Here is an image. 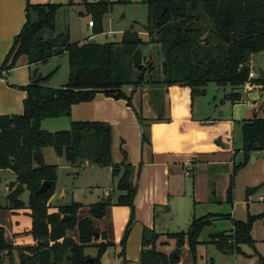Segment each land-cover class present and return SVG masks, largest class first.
Segmentation results:
<instances>
[{"label":"trees","instance_id":"1","mask_svg":"<svg viewBox=\"0 0 264 264\" xmlns=\"http://www.w3.org/2000/svg\"><path fill=\"white\" fill-rule=\"evenodd\" d=\"M113 4L105 1L104 4L88 3L86 6L87 12L93 14L91 30L94 35L103 33V18ZM65 6L52 2L39 6L27 2L26 23L13 39L10 52L0 68V72L14 69L21 58H26L28 64H38L67 54L68 83L65 87L45 86L47 77L33 75L30 83L19 87L27 96L23 114L0 117V170L11 171L16 177L15 183L9 187L7 207L2 209H30L32 226L29 235L34 241L30 247H13L6 241V231L0 226V262L4 258L11 260L15 251L19 264H88L91 257L84 251L94 247L97 256L92 258L93 264H101L103 254L112 243L108 242L105 232L96 229L94 220H102L110 207L115 206L127 207L130 211L119 243L121 262L127 264L124 251L134 223L133 202L138 191L140 166L134 167L128 162L121 141L118 148L114 146L116 137L113 127L108 124L75 122L68 130L49 132L40 127L41 123L69 118L75 104L91 102L96 93L125 100L132 108V98L144 81L138 74L144 76L155 68L153 63L144 60L142 54V49L149 45L157 46L162 53V79L158 83L166 90L188 88L192 104L196 97L204 95L208 83H214L218 88H230L226 98L231 104L240 101V89L248 80L251 58L264 52V0H146L148 14L144 29L149 42L142 41L130 30L123 33L119 43L103 45L89 43L90 40L83 44H69L68 35L57 31L58 14ZM63 38L66 42L60 47ZM202 55L205 63L200 65ZM250 83L264 87V78L259 74ZM124 87L132 88L130 95L124 93ZM136 116L143 128L142 145L149 146L151 125H143L140 111H136ZM237 123L242 139L238 152L243 156V162L233 168L226 190L228 203L232 201L233 179L238 170L254 153L264 150V118L255 115ZM46 147H51L58 158L75 168L86 164L110 168L114 187L106 200L89 206L88 217L78 218V212L83 208L79 203L61 206L56 213L49 212V201L55 193L57 167L45 164L40 168L34 160V155ZM45 181L51 183L50 188L45 194L35 196ZM256 190L246 189V199ZM24 192L29 194L27 207L21 201ZM62 217H68V220L61 221ZM215 219L216 216L207 214L201 219H193L186 232L165 235L176 241L173 251L176 256L158 250L160 235L144 228L139 264H177L179 251L184 246L195 264L200 235ZM246 219L234 221L230 233L209 235L210 243L228 255L239 254L242 245L254 247L256 241L250 233L258 216ZM69 232L76 233V240L68 236ZM94 232L99 234L98 239ZM99 239L101 242L94 244ZM260 259L264 264L262 257Z\"/></svg>","mask_w":264,"mask_h":264},{"label":"rangeland","instance_id":"2","mask_svg":"<svg viewBox=\"0 0 264 264\" xmlns=\"http://www.w3.org/2000/svg\"><path fill=\"white\" fill-rule=\"evenodd\" d=\"M101 1L64 0L66 6L58 14L57 31L68 35L69 44H83L88 40H93L99 45L108 42L119 43L123 33L130 30L138 34L142 41L149 42L148 34L144 29L148 14L146 0H125L126 2L124 3H119L120 0H105L114 4L103 18L101 25L103 33L94 35L91 28H88V22L93 20V14L87 12L86 6L88 3L98 4ZM104 2L101 4H104ZM142 54L144 60L148 63H153L155 68L153 72L145 73L143 76L144 81H142L137 94H135V97L143 96L144 94L140 98L141 105H138L135 97L132 98V103L133 107L141 112L143 125H148L154 121L147 118L151 109L153 112L156 110L157 112L154 113L162 117V120H165L169 114V108L165 96L167 93L165 92L166 88L158 83L162 79V53L160 49H157V46L152 47L149 45L142 49ZM57 58L59 66L56 77L61 76L65 68V63H62L60 55ZM252 59L254 63L257 62V65L264 70V52L253 56ZM250 66L252 70L255 69L253 64ZM131 90V87L123 88L124 93L127 95H130ZM240 90L243 95L250 93L245 94L242 88ZM205 91L206 94L204 96L194 99V116L196 119L205 118L204 120L213 122L212 120H218L219 114L223 111L219 106L220 100H223L231 91L229 87L218 88L214 83H208ZM147 102H149L151 109L146 107ZM214 103H216L218 108L217 112H215ZM248 105L250 106V103ZM251 109L252 106H250ZM257 109V117L264 118V101L257 102ZM241 121L239 119V122ZM221 139L222 142L226 140L224 135H221ZM229 140H231L230 149H234L237 153L242 145L240 125L238 123L233 132L231 131ZM43 153H45V164L57 167V180L54 191L56 188V191L61 192L59 195L56 194L55 198L52 199L51 207L57 205V208H59L72 203H79L83 208L78 212V218L82 219L89 216V206L106 200L111 187H114V180L112 175L108 174L109 168L107 167L92 165V168H83V165L82 167L75 168L68 165L63 158L62 162L64 165H60L55 159L56 156L51 147L44 148ZM228 156L231 157L230 152L213 158L212 160L215 163L209 164V162H205V164L198 165L197 167L193 164V166H190L189 175L184 177L180 183L176 180L174 174L173 178H170L169 206L159 209L155 216L156 230L154 233L160 235V240L164 242V244L157 243L158 250L164 252L174 250L176 241L168 239L165 235L186 232L193 219H201L210 214L216 216V219L200 235V244L196 248L195 264H263L260 257L264 260V154L259 152L254 153L251 159L238 170L237 175L233 179L234 191L231 203L227 202L226 190L233 175V168L243 162V156L237 154V157L234 158L233 156L232 161L227 160ZM190 175L192 177H189ZM13 183H15V180L11 176V173L0 170V226L5 228L7 240L11 239L9 232L13 225L12 220H10L9 211L2 208L7 207V197L9 195L7 189ZM80 187L86 188L88 194L85 195L80 190ZM254 188H257V190L254 194L248 196L251 199L247 202L249 204H247L245 201L248 198L246 199L245 191L246 189ZM176 192L180 193L177 195ZM114 195H118L116 190ZM259 197H263V200L259 201ZM21 201L27 207L29 201V194L27 192H24L21 196ZM172 208L173 210L171 211ZM167 210H170V212ZM248 216H258L250 233L253 240L256 241L254 247L242 245L240 246L241 252L239 254L228 255L222 254L216 249L215 245L210 243L211 239L209 235L223 232L230 233L233 229L234 221H246ZM108 219L109 216L106 215L102 220H94L96 229L101 232L107 227V231H109L110 225ZM68 236L76 240L75 232H69ZM99 241L100 239L94 241V244H98ZM84 253L91 258L97 256V250L94 247L86 248ZM179 253L181 257L177 264H192V257L188 254L186 248H181ZM11 258V260L4 258L0 264H11V262L12 264H19L17 256L12 255Z\"/></svg>","mask_w":264,"mask_h":264},{"label":"crops","instance_id":"3","mask_svg":"<svg viewBox=\"0 0 264 264\" xmlns=\"http://www.w3.org/2000/svg\"><path fill=\"white\" fill-rule=\"evenodd\" d=\"M27 2L39 6L50 2L66 5L64 0H0V68L10 52L13 39L20 34L26 23ZM60 57L62 63H65V71L63 70V74L58 77H56L59 66L57 57L38 64H28L26 58H21L16 68L0 72V117L21 116L23 114V103L27 96L19 87H24L30 83L33 75H39L41 78L47 77L45 86L54 89L65 87L68 83L67 54L63 53ZM252 64L255 67L253 71L258 72L261 69L264 73V70L251 58ZM165 92H167L165 96L169 108V114L165 119L167 121L162 120V117L154 113L157 111L153 112L149 102H147L146 107L151 109L147 118L154 120L150 123L151 126L148 130L149 146L142 145L143 128L138 122L136 116L138 110L133 107V103L132 109L125 100H116L102 93H96L94 99L89 103L75 104L70 110L69 118L44 120L40 126L49 132H57L68 130L69 125L75 122L108 124L113 127L116 137L114 146L118 148L119 141H121L122 150L125 151L128 162L134 167L140 166L138 191L133 202L135 207L134 223L129 230L124 251L127 264H139L142 230L146 228L155 232L156 212L169 206L170 178H173V174L180 183L184 177L189 175L190 166L193 164L196 167L205 164V162L211 164L214 162L213 158L229 152L231 157L228 156L227 160L232 161L233 156L235 158L237 154H241L229 147L231 131L233 132L239 119L243 121L245 117V120H250L253 116H257V102H263V90L259 86H254L248 95L242 94L241 100L234 104H231L225 96L223 100H220L219 105L223 109L222 113L219 114L218 120L211 122L204 120L205 118H195L194 100L191 104L188 88H171ZM143 96H134L138 105H141L140 98ZM248 103L252 106L253 111L250 110ZM214 107L215 112H217L216 103H214ZM156 118L161 119L155 120ZM221 135L226 138L224 142H222ZM218 142H222L227 147L219 146ZM41 153L44 160L45 153L43 151ZM55 159L60 165H64L61 157L56 156ZM83 168H92V166L86 164ZM5 171L11 173V176L16 180L13 172ZM110 172L109 168L108 174ZM80 190L85 195L88 194L86 188L82 187ZM54 192L55 194L49 201L50 213H56L58 210L57 205L51 207V201L56 194L59 195L61 192L56 191V188ZM62 192L65 194L64 191ZM179 193L176 192L177 195ZM30 212V209L26 208L9 211L13 227L9 232L11 239H6V241L13 247H30L34 244L31 235H29L32 226ZM129 213L127 207L112 206L108 210L110 230L107 231V227H105L104 231L101 232L106 233L108 242H111L112 245L103 254L101 264H122L119 243L128 223ZM160 243L164 244L159 239L158 244ZM184 248L187 251V247L184 246ZM173 251L162 252L171 255ZM13 256H17L15 251Z\"/></svg>","mask_w":264,"mask_h":264},{"label":"water","instance_id":"4","mask_svg":"<svg viewBox=\"0 0 264 264\" xmlns=\"http://www.w3.org/2000/svg\"><path fill=\"white\" fill-rule=\"evenodd\" d=\"M104 1H105V0H102V1L99 2L98 4H101V3H103ZM165 13H166V12H165V9H163V15H165ZM65 42H66V38H63V39L61 40L60 44H59L60 47H63V46L65 45ZM89 43H94V41H93V40H90ZM204 63H205V59H204V55H202V56L200 57L199 64L202 65V64H204ZM258 74H260V77H261V78H264V73H263V71H262L261 69L258 70ZM139 77H140V79H142V80L144 79L142 73H140ZM218 145L221 146V147H223V148H226V147H227V145L223 144L222 142H218ZM34 160H35V162L38 164V166H39L40 168H43V167H44V165H45V160H43V156H42V153H41V152L36 153V154L34 155ZM50 185H51L50 182H47V181L43 182V183L41 184V186L38 188V190L35 192V196H39V195L45 194L46 191L50 188ZM64 220H68V217H62V220H61V221H64ZM93 235H95V238H96V239L99 238V234H98V233L94 232ZM174 256H176V255L174 254ZM87 263H88V264H93V259H92V258L88 259V260H87Z\"/></svg>","mask_w":264,"mask_h":264},{"label":"built area","instance_id":"5","mask_svg":"<svg viewBox=\"0 0 264 264\" xmlns=\"http://www.w3.org/2000/svg\"><path fill=\"white\" fill-rule=\"evenodd\" d=\"M89 27H92V22H91V21L88 22V28H89ZM258 77H259L258 72H257V71H253L252 68H251V69H250V72H249V76H248V80H247V82H245V83L243 84V86L241 87L245 94H248L249 92H251V88L254 87V85H253L252 83H250L251 80H252V79H257ZM255 86H256V85H255ZM259 87H260V86H259ZM260 88L263 90V93H262V99H263V101H264V87H260ZM259 153L264 154V150L260 151ZM250 199H251V198H248V199H247L248 201L246 200L245 202H246V203L249 202ZM262 200H263V197H259V201H262ZM247 204H249V203H247Z\"/></svg>","mask_w":264,"mask_h":264}]
</instances>
